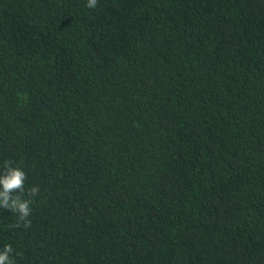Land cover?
<instances>
[{"label":"trees","instance_id":"1","mask_svg":"<svg viewBox=\"0 0 264 264\" xmlns=\"http://www.w3.org/2000/svg\"><path fill=\"white\" fill-rule=\"evenodd\" d=\"M86 3L0 0V173L32 210L0 208V250L264 264V0Z\"/></svg>","mask_w":264,"mask_h":264},{"label":"clouds","instance_id":"2","mask_svg":"<svg viewBox=\"0 0 264 264\" xmlns=\"http://www.w3.org/2000/svg\"><path fill=\"white\" fill-rule=\"evenodd\" d=\"M98 0H87L86 6L95 9ZM27 179L26 173L20 167H13L11 161H5L4 171L0 173V208L10 209L18 216V222H23L25 227H30L31 221L28 217L31 215V201L23 199L25 192L24 184ZM37 187H31L28 195L38 194ZM17 225H11L16 227ZM14 249L11 244H6L0 250V264H15L13 257Z\"/></svg>","mask_w":264,"mask_h":264}]
</instances>
